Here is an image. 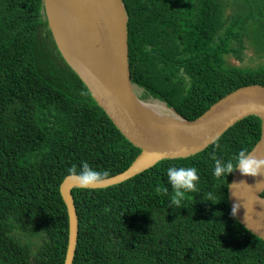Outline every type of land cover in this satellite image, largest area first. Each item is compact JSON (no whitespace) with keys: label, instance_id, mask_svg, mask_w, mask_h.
<instances>
[{"label":"trees","instance_id":"16d2710c","mask_svg":"<svg viewBox=\"0 0 264 264\" xmlns=\"http://www.w3.org/2000/svg\"><path fill=\"white\" fill-rule=\"evenodd\" d=\"M122 2L140 100L193 121L241 87H264V62L227 63H242L249 46L264 60V0ZM260 136L261 121L251 116L194 156L162 160L112 187L74 189L73 264H264V241L230 209L235 171L215 178L212 159L235 164ZM139 154L60 55L42 0H0V264H64L69 228L60 185L68 169L87 162L106 179ZM173 166L196 167L200 177L198 191L175 208L167 183Z\"/></svg>","mask_w":264,"mask_h":264},{"label":"water","instance_id":"95a60500","mask_svg":"<svg viewBox=\"0 0 264 264\" xmlns=\"http://www.w3.org/2000/svg\"><path fill=\"white\" fill-rule=\"evenodd\" d=\"M48 28L57 49L91 97L117 130L140 154L124 172L103 180L104 189L119 185L162 160L184 159L204 151L245 118L261 121V136L250 154L264 158V87H241L213 104L193 121L162 103L170 115L154 111L139 99L131 81L128 15L122 0H42ZM81 189L68 176L60 195L68 214L64 264H73L78 242V216L72 191ZM264 175L243 176L237 169L228 187V201L239 204L235 218L264 241Z\"/></svg>","mask_w":264,"mask_h":264},{"label":"clouds","instance_id":"9594fccd","mask_svg":"<svg viewBox=\"0 0 264 264\" xmlns=\"http://www.w3.org/2000/svg\"><path fill=\"white\" fill-rule=\"evenodd\" d=\"M216 147L218 148L219 144H216ZM212 159L215 161L213 175L217 179L225 177L237 169L243 176L257 177L264 175V158H258L250 154L247 150H241L238 153L235 158V164H233L232 161L225 162L218 159L214 153L212 154ZM106 175V172L93 169L87 162H81L79 170L75 164L68 169V179L81 189L102 186ZM199 179L200 177L196 167H169L167 169V183L171 186L172 191L170 196V207H180L186 193L197 192V183ZM156 191L159 193L162 189L157 188ZM163 192L167 194L168 189L164 188ZM208 199L211 201V194H208ZM239 208V204L233 205V216L236 215Z\"/></svg>","mask_w":264,"mask_h":264},{"label":"rangeland","instance_id":"374dc122","mask_svg":"<svg viewBox=\"0 0 264 264\" xmlns=\"http://www.w3.org/2000/svg\"><path fill=\"white\" fill-rule=\"evenodd\" d=\"M263 62L264 60L259 59L258 56L253 52L250 46L248 47V50L245 52L244 60L242 63L235 61L231 57L227 58L228 66H232V67L237 66V67H242V68L254 69V68L261 66ZM149 103L152 105V108L157 107V106L159 107L163 106V104L159 101H152ZM28 240H30L31 243L33 242L35 243L34 239L25 238V241H28Z\"/></svg>","mask_w":264,"mask_h":264},{"label":"bare ground","instance_id":"6f19581e","mask_svg":"<svg viewBox=\"0 0 264 264\" xmlns=\"http://www.w3.org/2000/svg\"><path fill=\"white\" fill-rule=\"evenodd\" d=\"M158 103V102H157ZM161 106V105H160ZM154 111L158 112V113H164L163 115H170V112L165 110L163 106L159 107H153Z\"/></svg>","mask_w":264,"mask_h":264}]
</instances>
